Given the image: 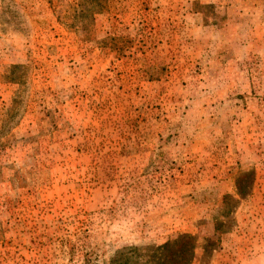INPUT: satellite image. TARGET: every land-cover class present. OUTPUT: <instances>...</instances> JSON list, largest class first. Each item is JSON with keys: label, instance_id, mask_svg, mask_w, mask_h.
Listing matches in <instances>:
<instances>
[{"label": "rangeland", "instance_id": "obj_1", "mask_svg": "<svg viewBox=\"0 0 264 264\" xmlns=\"http://www.w3.org/2000/svg\"><path fill=\"white\" fill-rule=\"evenodd\" d=\"M181 233L264 264V0H0V264Z\"/></svg>", "mask_w": 264, "mask_h": 264}, {"label": "trees", "instance_id": "obj_2", "mask_svg": "<svg viewBox=\"0 0 264 264\" xmlns=\"http://www.w3.org/2000/svg\"><path fill=\"white\" fill-rule=\"evenodd\" d=\"M195 241L193 235L181 233L157 245L123 244L113 249L102 264H191Z\"/></svg>", "mask_w": 264, "mask_h": 264}]
</instances>
